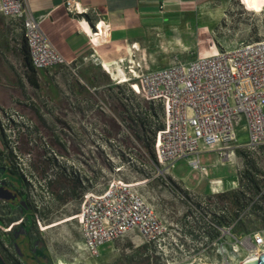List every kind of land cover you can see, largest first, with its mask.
I'll return each mask as SVG.
<instances>
[{
    "label": "built area",
    "instance_id": "built-area-1",
    "mask_svg": "<svg viewBox=\"0 0 264 264\" xmlns=\"http://www.w3.org/2000/svg\"><path fill=\"white\" fill-rule=\"evenodd\" d=\"M62 3L71 15L87 12L77 0H62ZM0 15L7 21L20 22L35 69L67 63L42 31L40 19L34 16L27 0H0ZM136 51L134 42L124 57L127 70L115 66L119 69L117 76L112 77L118 85L138 79L145 100L161 110L160 118L150 120L155 131V159L149 158L152 178L166 181L170 167L179 159H185L192 170L205 172L206 165L199 160L201 152L217 151L223 156L238 147L264 145V38L220 50L215 55L197 56L156 68L143 69ZM124 58H118L117 63L122 64ZM122 78L126 80L121 81ZM118 123L122 126V122ZM239 128L247 133L248 140L244 143L237 142ZM0 136V185L9 189V185L17 184L9 189L16 195L15 199L0 200V206L9 203L11 211L20 213L17 224H0V242L8 246L9 241L5 239L14 230L25 228L23 219L27 215H32L37 228L42 229L38 214L43 201L39 199L44 204L55 201L49 187L55 173H48L47 162H51L50 170L55 171L61 165V156L53 152V159L45 154L36 159L35 149L53 151V148L37 130L33 119L15 107L0 105ZM21 136L27 141V151L22 153ZM114 141L100 134L94 148L130 149ZM136 145L141 148L140 144ZM64 146L69 149L68 143ZM123 167L119 163L114 170L121 172ZM20 184H23L21 189ZM17 189L22 192L18 194ZM221 192L196 197L188 193L189 199L175 192L187 204L181 214L185 221L182 223L174 216L167 219L160 213L147 200L139 182L117 175L104 187H92L82 194L78 228L84 250L96 255L105 243L138 236L160 264H240L258 258L264 252V228L240 235L234 232L238 219L232 218L231 210L218 197ZM261 193L263 189L258 195ZM224 214L231 215L226 222L221 221ZM3 216L10 214L0 213Z\"/></svg>",
    "mask_w": 264,
    "mask_h": 264
},
{
    "label": "rangeland",
    "instance_id": "rangeland-1",
    "mask_svg": "<svg viewBox=\"0 0 264 264\" xmlns=\"http://www.w3.org/2000/svg\"><path fill=\"white\" fill-rule=\"evenodd\" d=\"M186 9L184 15L178 17L172 25L151 32L145 39L140 53L136 55L143 69L187 61L197 56L208 55L214 50L231 49L246 42L264 38V9L254 7L251 0H203L198 5ZM18 55V51L17 54L15 52V59H12L15 68L11 67L18 82L16 90L22 94L28 91L29 82L25 64L17 59ZM121 65L124 70H127V59L124 58ZM109 89L111 97H115L112 99L115 107L120 108L119 113L115 108L113 112L122 122V126L113 116L104 119L74 118V120L49 118L45 119L47 124L42 125L39 120L29 115L37 130H40L49 146L53 148V151L35 149L36 159L38 160L43 154L53 159V152L61 156V165L55 171L50 170L51 162H47L48 173H55V179L49 185L55 201L44 204V200L39 199L43 201L38 214L42 229L37 228L36 220L32 215H27L23 219L25 228H29L35 233V237L46 242L52 264H56L60 256L73 261L74 264H160L155 257H150L151 252L141 247L142 239L138 236H125L105 243L96 255L84 250L78 228V212L82 194L92 187H104L117 175L139 182L147 200L160 213L167 219L174 216L182 223L185 221L181 214L187 208V204L185 199L181 200L175 192L189 199L188 193H194L192 197H196L209 196L221 191L240 190L245 185L241 175L246 171L254 177L258 187L264 190V145L238 147L223 156H219L217 151L201 152L199 160L202 165H206L205 172L192 170L185 159H179L170 167L169 173L166 174V181L152 178L153 172L149 158L155 159L153 149L155 131L150 125V120L152 117L160 118L161 110L145 100L138 79L132 80L130 84L112 85ZM118 98L124 99L119 101ZM2 106L5 107V105ZM129 118L134 119L132 125L127 122ZM143 124L146 126L144 132L139 131ZM125 129L134 137V140L126 134ZM100 134L105 135L106 138L115 139L114 142L123 143L130 149L121 151L113 147L105 150L94 148ZM141 134L148 140H143ZM36 140V144H39L40 140L38 138ZM247 140V133L239 128L237 142L244 143ZM26 142L24 136L19 138L21 153L27 151ZM67 143L69 149L64 146ZM136 144H140L141 148ZM119 163H123L124 167L121 172H115L114 168ZM75 179L81 182L76 195H74ZM63 180L67 181L68 186L62 192L66 195L64 201H61L57 198V192L58 183ZM11 185L9 189L17 186L15 183ZM22 185H19L20 189ZM25 188L28 189L27 186ZM18 189L17 193L20 194L22 190ZM246 192L249 196L256 198L252 189L248 188ZM223 203L232 211V218L238 219L234 232L240 235L264 228V215L257 212L254 206L247 209L233 205L228 198H225ZM189 212L190 210L187 214ZM0 213L10 214V216L0 217L1 225L8 226L20 219V213L11 211L9 203L0 206ZM14 241L20 253L24 254L26 262L23 264H38L39 261L31 262L26 257L27 250L23 235L15 238Z\"/></svg>",
    "mask_w": 264,
    "mask_h": 264
},
{
    "label": "crops",
    "instance_id": "crops-1",
    "mask_svg": "<svg viewBox=\"0 0 264 264\" xmlns=\"http://www.w3.org/2000/svg\"><path fill=\"white\" fill-rule=\"evenodd\" d=\"M77 1L87 12L71 15L62 0H27L34 16L40 19L42 31L67 63L35 69L37 85L28 81L29 89L22 94L16 90L18 82L11 67L15 68L12 59L17 51V59L24 62L23 50L27 47L21 25L0 15V104L20 109L42 125L49 118L113 116L119 122L113 108L118 113L120 108L115 107L109 89L118 84L102 70L105 62L120 66L118 58H124L134 42L139 54L151 32L172 25L187 7L203 0ZM145 128L143 124L139 131Z\"/></svg>",
    "mask_w": 264,
    "mask_h": 264
},
{
    "label": "trees",
    "instance_id": "trees-1",
    "mask_svg": "<svg viewBox=\"0 0 264 264\" xmlns=\"http://www.w3.org/2000/svg\"><path fill=\"white\" fill-rule=\"evenodd\" d=\"M87 19L89 20V17L87 16ZM87 26V25H86ZM23 56H24V64L25 67L27 69V79L29 82H31L34 85H37L35 79H34V75L36 73L35 68L32 66L31 62H30V58H29V54H28V50L24 49L23 50ZM134 119L129 118L127 120V122L129 124H133ZM143 140H148L147 137L145 138V136L143 137ZM246 173V174H245ZM244 174V176H243ZM243 174L241 175L245 181V185H243V188H241L240 190H230V191H223L221 193L218 194V197L220 198L221 201H223L225 198H228L229 201L233 204V205H237L240 207H244L246 208L247 206H249V208L251 206H254L255 210L257 212H260L261 215H264V194L261 193L259 194V190L260 188L258 187V183L256 182V180L254 179V177H252L247 171L243 172ZM81 182L78 179L74 180V195H76V190L78 189V187H80ZM59 186V190L57 192V198L58 200L64 201L65 199V193L63 194V190H65L68 186V183L66 180H63L62 182L58 183ZM250 188L253 190V193H255L256 198L254 199L252 196H249L248 193L246 192L247 189L244 188ZM60 193V194H59ZM71 194V191H70ZM232 213V211H231ZM228 218H231V215H222L221 217V221L222 222H226L228 220ZM141 247H145L146 250H148L149 252H151L150 257H153V253L151 251V248L146 245V244H142ZM18 250V248H17ZM150 254V253H149ZM151 264V263H149Z\"/></svg>",
    "mask_w": 264,
    "mask_h": 264
},
{
    "label": "flooded vegetation",
    "instance_id": "flooded-vegetation-1",
    "mask_svg": "<svg viewBox=\"0 0 264 264\" xmlns=\"http://www.w3.org/2000/svg\"><path fill=\"white\" fill-rule=\"evenodd\" d=\"M190 231L192 232L194 230L190 228ZM191 234L193 237L197 236L193 232ZM20 235H23L24 237V245L27 250V254L25 255L29 258V261H39L41 264H52L51 255L46 242L38 237H35V233L29 228H20L11 232L8 236V246H4L0 242V257L5 264H20L26 262L24 254H21L19 249L17 250L18 247L14 241V239ZM11 244L14 245L13 248Z\"/></svg>",
    "mask_w": 264,
    "mask_h": 264
},
{
    "label": "bare ground",
    "instance_id": "bare-ground-1",
    "mask_svg": "<svg viewBox=\"0 0 264 264\" xmlns=\"http://www.w3.org/2000/svg\"><path fill=\"white\" fill-rule=\"evenodd\" d=\"M252 4L254 5V7H256L257 9H264V0H251ZM104 40V39H103ZM106 40V39H105ZM111 42V41H110ZM96 47V46H95ZM126 50V49H125ZM219 51L218 50H214L213 52L209 53L208 55H215L217 54ZM123 55V54H122ZM208 55H204V56H208ZM119 56V55H117ZM203 57V56H200ZM109 58V57H108ZM129 58V57H128ZM131 62V58H129ZM104 60V59H103ZM102 65V64H101ZM103 66V65H102ZM121 66V65H120ZM119 67H115V66H109L106 62H105V66L102 67V70H104L106 73L111 74V76L116 77L117 76V72L116 70H118ZM120 77H122L121 75H119ZM125 78H122L121 81H125ZM56 264H74L73 261H70L64 257H61L58 259Z\"/></svg>",
    "mask_w": 264,
    "mask_h": 264
},
{
    "label": "water",
    "instance_id": "water-1",
    "mask_svg": "<svg viewBox=\"0 0 264 264\" xmlns=\"http://www.w3.org/2000/svg\"><path fill=\"white\" fill-rule=\"evenodd\" d=\"M16 195L9 189L0 185V200H14ZM0 264H5L0 257ZM240 264H264V252L258 258L241 262Z\"/></svg>",
    "mask_w": 264,
    "mask_h": 264
}]
</instances>
